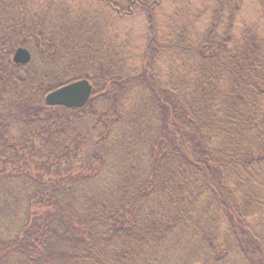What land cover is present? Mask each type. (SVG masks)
Returning <instances> with one entry per match:
<instances>
[{"label":"trees","instance_id":"obj_1","mask_svg":"<svg viewBox=\"0 0 264 264\" xmlns=\"http://www.w3.org/2000/svg\"><path fill=\"white\" fill-rule=\"evenodd\" d=\"M90 1L0 0V264H264V0Z\"/></svg>","mask_w":264,"mask_h":264},{"label":"rangeland","instance_id":"obj_2","mask_svg":"<svg viewBox=\"0 0 264 264\" xmlns=\"http://www.w3.org/2000/svg\"><path fill=\"white\" fill-rule=\"evenodd\" d=\"M64 0V2L71 6V8H76L79 4H83L85 6L92 4V1L89 0ZM197 3H199L201 0H194ZM247 7L242 8V14L243 17L246 20H249L252 16H254L256 13L255 6L252 3H248L246 5ZM175 6L173 7V1L172 0H165L163 5V13L164 17H172L173 13L175 12ZM144 17L141 16L139 13L132 14L127 17H123L119 19L115 26L113 33L117 38L115 40L117 41H127L128 34L130 38V53L132 52L133 56H136L140 54L143 50L144 42L146 39V31H145V22ZM20 47V46H19ZM23 47V46H21ZM26 48V47H25ZM28 49V48H26ZM30 52V50L28 49ZM31 53V52H30ZM31 55V54H30ZM132 56V55H131ZM26 64V63H25ZM77 80V79H76ZM92 92V87H91ZM91 94V93H90ZM88 101V100H87ZM84 106V105H83ZM82 106V107H83ZM79 108V107H76Z\"/></svg>","mask_w":264,"mask_h":264},{"label":"water","instance_id":"obj_3","mask_svg":"<svg viewBox=\"0 0 264 264\" xmlns=\"http://www.w3.org/2000/svg\"><path fill=\"white\" fill-rule=\"evenodd\" d=\"M30 56L28 49L20 46L15 49L12 59L15 63L25 64L29 62ZM91 87L87 79H77L47 92L45 102L49 105L80 108L87 102Z\"/></svg>","mask_w":264,"mask_h":264},{"label":"bare ground","instance_id":"obj_4","mask_svg":"<svg viewBox=\"0 0 264 264\" xmlns=\"http://www.w3.org/2000/svg\"><path fill=\"white\" fill-rule=\"evenodd\" d=\"M85 79V78H84Z\"/></svg>","mask_w":264,"mask_h":264}]
</instances>
